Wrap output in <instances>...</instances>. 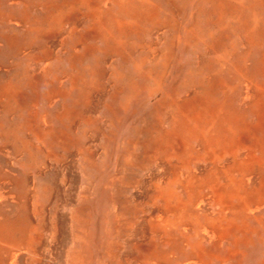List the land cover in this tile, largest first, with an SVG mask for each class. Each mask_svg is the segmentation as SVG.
<instances>
[{
  "label": "bare ground",
  "instance_id": "bare-ground-1",
  "mask_svg": "<svg viewBox=\"0 0 264 264\" xmlns=\"http://www.w3.org/2000/svg\"><path fill=\"white\" fill-rule=\"evenodd\" d=\"M193 2L183 38L192 61L143 109V95L164 91L180 18ZM33 3L42 16L23 5L14 26L5 23L11 16L0 20V150L10 148L20 164L5 186L16 200L0 214V264H95L97 253L101 264H178L160 252L179 243L168 229L206 231L194 209L203 192L237 195L248 165L264 162L242 155L254 134L247 117L264 112V0ZM72 20L70 44L60 41L65 58H56L51 43ZM83 20L89 25L78 31ZM243 86L250 96L242 106ZM131 116L141 117L120 138ZM200 163L212 167L198 172ZM146 207L154 221H139ZM140 230L159 235L144 257L126 251L125 238Z\"/></svg>",
  "mask_w": 264,
  "mask_h": 264
},
{
  "label": "rangeland",
  "instance_id": "rangeland-1",
  "mask_svg": "<svg viewBox=\"0 0 264 264\" xmlns=\"http://www.w3.org/2000/svg\"><path fill=\"white\" fill-rule=\"evenodd\" d=\"M35 1L31 0L30 5L26 3L20 5L21 1L19 0H0V20L11 16L12 18L7 19L10 21H6L5 23L14 26V24H17L15 14L23 5H27L33 14H37L38 12L39 14H43V5L33 3ZM193 11L194 2L180 18V27L174 47L175 58L169 68L163 93L154 97L146 94L143 95L139 100L141 104L144 103L145 105L143 109L150 108L161 98L160 96L165 92H169L173 85L182 79L185 69H187L188 64L192 61L193 55L189 49H185L183 38L187 25L192 20ZM73 22L74 20L67 22L61 32L53 39L51 49L53 50L54 57L65 58L66 48L64 49L60 45V41L65 40L66 45L70 44L67 28L70 29ZM78 23L80 25L77 29L78 31L83 30L89 25L88 20L78 21ZM149 40L151 41V38L147 37L146 41L150 42ZM98 45L101 46L102 43L98 42ZM56 62L57 59L54 58L50 63L54 65ZM39 68L40 66L36 68L34 65H31L32 70ZM258 83L260 86H263L264 77L258 79ZM242 90V99L239 98L238 100V103L241 104L244 101L245 103L246 101L248 102L250 96L249 90L245 86H243ZM182 94L181 92L179 93V95ZM145 112L146 110L143 113ZM40 115H43L42 112H40ZM140 117H125L124 123L118 133L119 137L125 136ZM247 122L250 126L254 127V134H250L251 136L245 139L246 146L242 151V155L243 157H247L248 155L251 158L256 157L259 160H264V112L259 116H248ZM163 127L167 130L170 128V124L165 123ZM4 144L5 141L0 139V148ZM116 157L117 155L114 156V158ZM114 158L112 159L115 162ZM16 159L18 160L17 156L11 152L10 148L9 150H0V214L12 213L15 206L13 204L16 200L14 198L15 194H9L5 186L16 174L15 171H12V166L15 168L20 166ZM254 166L258 170L251 163L248 165L247 169L251 174L248 175L247 179L237 189V195L233 194L232 197H225L221 200L216 196L217 194L209 191L203 192L200 202L194 205V209L196 210V219H198L199 224L202 222L208 225L206 231L198 230L197 224L192 226L187 223L181 225L177 231L173 230V232H170V229H168L169 233H175L178 238L180 237L179 243L175 247L171 244V248L169 249L166 246H161L164 250L160 252H165L167 259L171 261L177 260L178 264H264V162L262 161L261 165ZM211 167L209 163H200L199 167L196 168L197 170H195L203 172L204 169H210ZM114 168L112 167L111 171ZM155 170L162 173L161 168L155 167ZM148 173H142L143 179L148 177L146 176ZM234 173L237 175L236 171ZM218 185L222 190L224 186L222 180H220ZM233 189L230 186L229 190ZM151 213L150 207H146L145 213L139 216V221H141V218H143L142 220L154 221L156 216ZM125 240L128 242L126 244V251H134L136 256L141 253L142 257L148 253L151 254L153 251L156 252L155 248L160 244L159 235L147 233L143 230L139 231V235L135 239L125 238ZM259 252L260 254H258ZM256 255H259V258ZM257 258L258 260H255ZM100 260L101 256L97 253L95 264H101ZM158 261L160 260L158 259ZM151 264L161 263L153 262Z\"/></svg>",
  "mask_w": 264,
  "mask_h": 264
}]
</instances>
